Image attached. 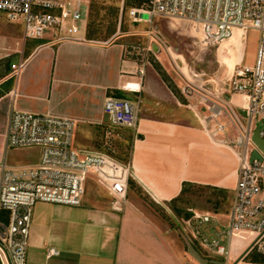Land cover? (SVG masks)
<instances>
[{
	"label": "crops",
	"instance_id": "obj_1",
	"mask_svg": "<svg viewBox=\"0 0 264 264\" xmlns=\"http://www.w3.org/2000/svg\"><path fill=\"white\" fill-rule=\"evenodd\" d=\"M4 28L1 24L0 63L7 62L8 68L0 77V164H14L5 142L12 108L69 117L77 126L81 123L93 128L106 119L108 97H141L140 120L133 128L135 136L127 160L133 168L130 184L165 205L191 186L217 191L226 200L225 209L206 213L221 223L228 222L239 160L235 149L219 135L228 133L233 124L230 118L229 122L220 121L223 113L203 118L201 106L188 105L186 96L175 91L149 61L143 65V60L127 54L120 33L107 40L89 36L85 18L73 38L62 37L64 33L54 36L50 30L35 45L25 42L24 52L17 35ZM246 40L244 35L237 43L239 53ZM11 48L17 58L12 64L25 61L18 75L9 68ZM255 53L246 64L254 62ZM129 88H139L140 92ZM226 103L243 113L238 107L244 104L243 96L230 93ZM218 122L225 123L227 131L215 135ZM95 185L88 186L80 206L44 202L56 210L50 216L31 218L27 264H201L193 255L197 251L204 255L196 244L186 240L181 231L171 229L134 189L129 187L123 210H115L113 196ZM248 246V242L234 246L231 262H236ZM51 248L59 253L49 254ZM206 258L209 264L223 260L215 254Z\"/></svg>",
	"mask_w": 264,
	"mask_h": 264
},
{
	"label": "built area",
	"instance_id": "obj_2",
	"mask_svg": "<svg viewBox=\"0 0 264 264\" xmlns=\"http://www.w3.org/2000/svg\"><path fill=\"white\" fill-rule=\"evenodd\" d=\"M129 9L135 22L153 23L156 17L190 21L205 44L230 40L236 31L248 36L258 32L255 59L252 64L237 63L228 85L229 92L244 98L238 106L243 113L228 106L238 136L232 140L238 160V181L230 208L226 230L209 237L205 226L221 224L206 212L192 211L178 219L182 235L192 245L205 252L223 256L225 264L232 260L234 246L258 244L264 238V150L254 141L260 127L264 138V0H136ZM83 0H0V12L10 22H22L25 40L38 39L53 30L54 36L73 38L81 27L77 24L64 29L66 19L74 22L83 15ZM160 39V38H159ZM247 41V40H246ZM161 44L162 43H159ZM143 65L148 61L143 60ZM25 65L12 64L18 75ZM140 73H144L140 69ZM139 91V88H129ZM142 99L110 96L104 111L110 120L121 126L136 128ZM211 118L223 113L214 106ZM257 123V124H256ZM77 122L69 117L34 113L12 108L6 133V149L39 147L40 162L34 165L0 164V263L27 264L32 208L37 202L80 206L90 181L105 188L112 196L115 210H123L133 177L130 161L101 150L74 148ZM227 131L218 122L214 134ZM258 151L261 158H253ZM216 221V222H215ZM226 234L227 243L222 242ZM55 248L49 254H58Z\"/></svg>",
	"mask_w": 264,
	"mask_h": 264
},
{
	"label": "rangeland",
	"instance_id": "obj_3",
	"mask_svg": "<svg viewBox=\"0 0 264 264\" xmlns=\"http://www.w3.org/2000/svg\"><path fill=\"white\" fill-rule=\"evenodd\" d=\"M83 1H86L83 5L84 17L77 22H74L72 17H68L64 29L74 23L82 27L85 18L89 36L107 40L114 33H120V40L126 44L127 54H131L130 56L140 61H149L175 91L186 96L184 101L188 105L199 104L201 106L200 115L203 118L207 114H212L215 110L214 106H217L223 107V114L219 120L229 122L228 118L231 119V116L226 101H228V95L231 93L228 88L230 78L238 62L246 64L247 60L252 61L258 43L257 31L248 33L240 61L238 57L241 55L237 50V43L242 37V35L239 36L242 32L240 30L236 31L230 40L221 45H209L202 41V35L197 33L194 25L188 20L156 17L153 23L135 22L129 16V9L139 4L136 0ZM1 24L5 28L9 27V30L17 35L20 51H23L22 47L25 42L28 46L42 41L40 39L25 40L22 22H8L2 12H0ZM154 44L158 48L156 51L153 48ZM14 52L11 48L10 69H12L13 60L17 59L14 58L16 56ZM6 63H0V77L2 72L8 68ZM75 134L74 148L86 147L91 150L106 151L114 154L122 161H127L130 158L135 130L131 127L114 124L107 115L100 126L90 128L87 124L79 123ZM237 136L235 126L230 124L228 133L219 135V138L231 142L235 146L232 140ZM9 158L14 164L34 165L40 162L41 149L39 147L10 149ZM95 184L94 181L89 183L90 187L96 186ZM130 188L137 192L138 197L154 213L162 216L171 229L177 231H180L177 220L184 217L188 212L194 210L218 212L224 210L226 206V200L221 193L201 186L189 187L182 196L166 205L151 200L134 183L130 184ZM54 206L37 202L32 208V220L39 216H50L56 210ZM226 224L227 222H222L216 224V227L206 225L205 231L209 237H216L217 232L227 229ZM222 242L227 243L225 233L222 234ZM196 246L205 258L213 254L205 252L197 244ZM219 257L224 258L223 256ZM232 263L233 261L230 262V264ZM238 264H264V238L255 244L254 248Z\"/></svg>",
	"mask_w": 264,
	"mask_h": 264
},
{
	"label": "water",
	"instance_id": "obj_4",
	"mask_svg": "<svg viewBox=\"0 0 264 264\" xmlns=\"http://www.w3.org/2000/svg\"><path fill=\"white\" fill-rule=\"evenodd\" d=\"M155 50H158L156 44H154ZM254 141L264 150V138H261L260 136V128H258L255 133H254ZM259 157L261 158L260 154L258 151H255L253 153V158ZM255 243L250 244L245 251L242 253V255L238 258L236 262L233 264H238L243 257H245L253 248H254ZM195 258L201 263V264H209V260L205 258L202 254H200L198 251L193 253ZM219 264H225L224 260L220 261Z\"/></svg>",
	"mask_w": 264,
	"mask_h": 264
},
{
	"label": "bare ground",
	"instance_id": "obj_5",
	"mask_svg": "<svg viewBox=\"0 0 264 264\" xmlns=\"http://www.w3.org/2000/svg\"><path fill=\"white\" fill-rule=\"evenodd\" d=\"M241 31V30H240ZM241 35L242 36H244L245 35V37L247 36V34L245 33V32H241ZM244 44H245V41H244ZM244 44L242 45V47H241V49H240V53L242 54V52L244 51V49H245V46H244ZM244 99V98H243ZM234 256V255H233Z\"/></svg>",
	"mask_w": 264,
	"mask_h": 264
},
{
	"label": "trees",
	"instance_id": "obj_6",
	"mask_svg": "<svg viewBox=\"0 0 264 264\" xmlns=\"http://www.w3.org/2000/svg\"><path fill=\"white\" fill-rule=\"evenodd\" d=\"M185 190H186V187L184 188V190H183V191H185ZM189 214H190V213L188 212V213H187V214H185V215H187V216H188ZM0 264H1V263H0Z\"/></svg>",
	"mask_w": 264,
	"mask_h": 264
}]
</instances>
